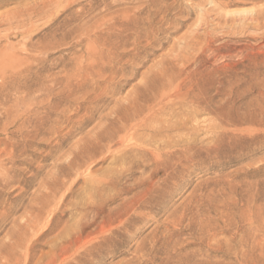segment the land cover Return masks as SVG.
Segmentation results:
<instances>
[{
  "label": "rangeland",
  "instance_id": "rangeland-1",
  "mask_svg": "<svg viewBox=\"0 0 264 264\" xmlns=\"http://www.w3.org/2000/svg\"><path fill=\"white\" fill-rule=\"evenodd\" d=\"M3 1L0 15L4 17L39 0ZM78 1L63 14L53 10L52 15L35 16L25 26L0 23V264L26 258V249L37 233L31 225H37V231L51 228L35 249L34 264L52 251L58 234L78 226L80 218L67 221L58 216L96 202L94 195L93 200L88 196V165L97 178L121 169L112 158L88 161L79 170L84 177L72 184L76 176H65L70 164L84 161L90 137L108 123L101 117L114 118V110L121 104L124 108L119 107L118 115L126 116L137 98L151 90L162 92L170 81L178 92L165 101V118L186 128L167 134L168 141L161 147L172 157L165 158L164 168L155 173L151 184L134 186V180L146 179L150 172L135 169L137 173L121 179L116 189L101 192L114 202L106 205L97 224L86 230L85 239L97 236L87 234L111 218L118 221L125 211L128 214L122 219L130 221L123 228L116 222L113 227L117 230L107 235L102 251L94 254L97 262L84 264H264V29L230 30L232 16H228L239 10L260 15L264 0ZM91 3L100 6L90 11ZM104 4L111 7L106 19L124 15L126 9V13L130 9L131 14L150 18L140 23L137 37L126 38L133 32L129 30L115 39L118 44L126 43L122 52L132 50L137 38L140 47L136 59L127 55L113 73L105 74L116 80L106 79L103 88L113 83L122 89L108 93L113 101L103 103L96 118L79 127V117L85 112L75 116L74 100L87 98L79 100L83 108L95 102L89 97L94 92L88 82L76 89L81 92L78 96L63 99L53 110L39 137H22L27 126L21 134L19 126L28 116L34 96L27 95L25 84H37L31 92L38 95L37 91L53 85L56 77L70 78L80 65L90 63L83 53L87 42L76 40L82 33L80 27L105 11ZM260 17L264 24V15ZM70 30L71 37L52 45L56 35L59 40ZM110 48L102 47V51ZM206 120L212 122L210 132ZM154 140L152 150L161 145ZM12 149L14 157L8 155ZM121 149L116 145L113 150Z\"/></svg>",
  "mask_w": 264,
  "mask_h": 264
},
{
  "label": "bare ground",
  "instance_id": "bare-ground-1",
  "mask_svg": "<svg viewBox=\"0 0 264 264\" xmlns=\"http://www.w3.org/2000/svg\"><path fill=\"white\" fill-rule=\"evenodd\" d=\"M3 2L5 1L0 0V5H2ZM66 2H67V5L64 6L63 3H66ZM78 2L80 3V1L78 0H73V1H70V0H39L34 3L32 2L33 4H28L26 6L19 7L17 10L15 9V11L13 10L12 12L7 13L8 15L6 14V16L4 17L0 15L1 16L0 18H2L0 20L3 21V22L0 21V23H4V21H6L11 25L16 24L17 27L25 26L27 22H31L35 16L46 17V15H48L51 11L53 10L56 11L57 9L59 10V14H63L66 11H68L71 6L73 7V5L77 4ZM99 6L100 5H97L96 7H94V4L91 3L89 5L90 9L89 8L88 9L90 11H93L95 9H98ZM104 8H105L104 12H100V14L96 15L95 18L92 17L87 22H85L86 26L84 25L85 26L84 28L83 26L80 27L82 33L80 36H78L79 39L76 40L77 43L79 44L83 42H87L88 46L87 47L85 46L86 48H84L85 51L83 52L85 54L84 58L86 57L88 59H91L92 62L88 60L90 61V63L85 65L84 64L85 61H83L84 65L83 66L80 65V68L78 66L77 68L79 69H77L76 73L72 75L70 78L69 77L68 78L66 77L65 78H58V77L55 78L54 77L55 79L52 81L53 85L48 86V87L46 86L42 87L40 90L37 91V93H39L38 95H35L36 93L34 92L35 90L31 92L33 87L36 86L37 84L30 85V86H27L25 84V88L27 89V92H26L27 95L29 96L34 95V96H33V99H32L33 102L31 103V105L30 104L26 105V106L30 105L27 108L28 116L26 115L25 117H23L22 124L19 126V134H21V130L26 128L25 126H27L26 131H23L24 136L22 135V137H25V136L27 138L28 137L30 138L32 136L39 137L42 134V130H43L42 127L48 124L51 118V115L53 114V110L54 109L57 110L58 107L61 106L63 99L65 98L69 99L71 97L78 96L81 92L80 90H76V89L79 88L80 86L87 84L88 82H92V89L94 92V93L89 94V97L93 98L95 102L93 106L83 108L84 104L82 105V103H80L79 100L87 99V98L81 97V98L74 100L75 103L73 105L75 106V111H76L75 116L78 117L82 112H85L82 116L79 117L80 122L77 124L79 125V127H82V126H85L91 123L96 118V115L99 113V111L101 110L103 103H108V102L113 101L111 96H106L108 93L113 95L114 93L117 92V90L122 89L121 86L115 85L113 83H109L106 86V88H103L102 85L104 84L106 79L107 80L111 79L112 82L116 80V78L114 77L111 78L112 76L105 77V74L107 72L113 73L115 71L116 65L120 64L123 58L127 55H129L131 58L136 59L139 56L140 47L137 43V39H138L137 38L132 44L134 48L130 50L132 52L133 51L136 52L135 54H131L130 51L122 52L120 50L121 46L122 45L125 46L126 43L118 44L115 42V39L117 36L122 35L123 33L129 30H132L133 32L129 35H126V38H131L132 36L137 37L138 35H136V31L140 23L144 21H149L150 18L145 20L140 17L141 13L137 14L133 10H131L132 12H134V14L133 13L131 14L129 13L130 9H128L129 12L127 11L126 13L125 11L127 9L126 10L124 9L125 10L124 15L113 16L109 19H106V17L108 16L106 12H108L111 7L110 5L107 4L105 5ZM229 15L232 16V24L229 27L230 30H240L241 32L242 31L246 32L252 29L253 30L264 29V24H261L259 22V18H261L260 15H264V12L261 13L260 15H256L253 10H249V11L239 10V11L229 12L228 16ZM80 17L83 18V16H80ZM53 18H52V21H54ZM92 20H94L95 22H91ZM56 34H59V33H56ZM72 34H73L72 30L65 32L64 34L60 35L59 40L56 35L53 38L52 45L58 46L59 43H61L62 41L64 42V40L66 41V39L71 37ZM209 36H211V34ZM210 40L206 41L208 42V46H210V42H211ZM107 46H111V48L107 50L106 52H103L102 47H107ZM29 69L30 68H28V70ZM65 80L67 83L64 86H62ZM176 86H179V85H176ZM59 87H62L61 90L58 93H55V91ZM163 88H164L163 91L160 93L158 92V90L157 92L156 91L153 92L151 90V93L148 94L147 96H143V97L141 96L137 98L135 105L130 104L131 106L127 108L129 110L133 109V111L129 112V110L125 109L127 110L128 113L124 117H121L120 115H118L119 109L121 107L122 109L124 108L123 106H121L123 104L118 105V107L114 110V114L116 115L114 118L101 117L102 121L104 120L108 121L107 125L105 124L103 127H101L98 130L97 133H95L92 137H90V142H89L90 145L88 147V153H86L84 161L81 163L73 164V165L70 164L69 169L68 171H66L65 176L68 179L71 178L72 176L73 177L76 176V179L74 178L75 180L73 181L72 184L76 182L79 183V180L82 177H84V174H81V172L79 173V170L88 161L90 162L93 160L106 161L107 159H110V158H112L113 162L117 166H120L121 170H118L117 168V172L113 171L106 176L97 178L93 176L91 172L89 171L91 164L90 165H88L89 163L86 164V166L87 165L90 166L87 170L88 174L87 173L85 174L88 179L86 182H88V186L90 190L88 193L89 194L88 196H90V200H91L94 195L96 197V202H94L93 204H90V203L84 204L82 208H78L76 210L74 209L75 211L72 209L66 210L62 212L61 215L58 216L59 220H62L64 218H68L67 221L75 220L76 218H80V220L78 219L79 220L78 226L73 227L71 231L65 229L60 234H58L55 237L56 240L54 239L55 242H53L54 247H52V251L46 255L43 254L42 256H40L39 260L35 264H84L86 261L90 263H96L97 262L95 261L96 259L93 258L94 254L96 253V251L101 250L102 243L107 242L108 240L107 235H112L114 230H117L116 228L113 227V225L116 222H118V228H123L128 225L130 219L129 218L122 219L124 215L128 214V212L125 211L124 214L123 213L120 214L118 221L116 217L113 219L111 218L108 221L102 222V225L100 224L90 234H87V235H91V234L98 233L97 236L89 240L85 239V235L87 232L86 230L95 226L97 224V221L103 215L105 206L114 202V198L108 199L105 196L101 195V192L103 193L104 190H107L110 187L111 188L114 187V189H116V183L118 184L121 179L127 178V176L133 177L137 173L135 169H143L142 170L143 173H147V170H150V172H149L148 178L146 179L139 178L137 180H134L137 182L136 184H134V186L138 187V185L144 182L151 184L155 173L158 170H161L164 168V164L167 158L172 157V156L168 157L164 153V147L162 148L161 146H164V143L168 141L167 140L168 133H174L177 131H181L182 129L184 130L186 128V125H184L181 128H178L177 125H172L170 121L165 118V110L167 106L165 101L168 99V97L173 98L176 92H178L177 91L178 88L177 87L175 88L173 81H170ZM100 91L101 93L98 95L97 92H100ZM139 102H141V104L137 105V103ZM154 103H155V106H151ZM147 104H150V105H147ZM205 122L208 124L207 130L208 132H210L212 129V122L210 120H206ZM156 138L161 143V145L158 149L152 150L150 147L156 143V141L154 140ZM116 145H120L122 147L121 151L113 150ZM13 149L8 154L10 155V157H14L15 155V151ZM2 182L3 180L0 179V184ZM68 196H71L70 193L68 194ZM62 207H65V206L62 205L61 208ZM56 210H59V208H56ZM56 210H54L53 213H55ZM38 228L39 227L37 225L30 226V229L37 232L36 238L30 242V245L27 247V249L25 248L27 251L26 258L25 259L23 258L24 259L23 260L20 257L15 262H13V264H34L35 257H37V252L35 251V249L39 245V242L43 240L50 233V230H51L50 227H42L41 229L37 231L36 229ZM66 237H69V239L67 241H64L63 239H66ZM13 245L16 246L15 244ZM88 258L89 260H87ZM11 263H12V260L8 259L5 264H11Z\"/></svg>",
  "mask_w": 264,
  "mask_h": 264
}]
</instances>
